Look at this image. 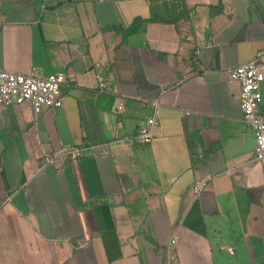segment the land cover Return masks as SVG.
Here are the masks:
<instances>
[{"label":"crops","instance_id":"1","mask_svg":"<svg viewBox=\"0 0 264 264\" xmlns=\"http://www.w3.org/2000/svg\"><path fill=\"white\" fill-rule=\"evenodd\" d=\"M263 46L264 0H0V68L67 75L61 107L0 106V264H264L229 75Z\"/></svg>","mask_w":264,"mask_h":264},{"label":"built area","instance_id":"2","mask_svg":"<svg viewBox=\"0 0 264 264\" xmlns=\"http://www.w3.org/2000/svg\"><path fill=\"white\" fill-rule=\"evenodd\" d=\"M229 75L241 85L243 120L251 126L256 137L255 158L264 159V115L259 112L263 99L261 83L264 80V46L252 59L231 68ZM66 78L67 75L63 71L44 75L37 70L18 72L0 68V106L28 102L36 112H40L44 107H61L64 104L62 89ZM123 104L120 102L116 109L120 110ZM156 123L155 114L141 125L137 137L144 143H150L154 137ZM55 157L54 153H46L47 162H54ZM205 185L206 180H197L194 183L195 198L202 196ZM177 239V231L173 230L168 242V262L175 257L174 247ZM229 250L232 251V247H229Z\"/></svg>","mask_w":264,"mask_h":264},{"label":"rangeland","instance_id":"3","mask_svg":"<svg viewBox=\"0 0 264 264\" xmlns=\"http://www.w3.org/2000/svg\"><path fill=\"white\" fill-rule=\"evenodd\" d=\"M174 250H175V247H174Z\"/></svg>","mask_w":264,"mask_h":264}]
</instances>
